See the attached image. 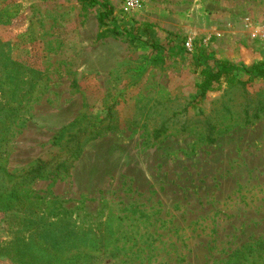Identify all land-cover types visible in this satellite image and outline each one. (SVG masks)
Segmentation results:
<instances>
[{"label": "rangeland", "instance_id": "obj_1", "mask_svg": "<svg viewBox=\"0 0 264 264\" xmlns=\"http://www.w3.org/2000/svg\"><path fill=\"white\" fill-rule=\"evenodd\" d=\"M102 1L119 27L170 32L187 54L154 62L145 42L103 34L82 0H0V59L23 68L0 88L4 169L53 166L20 193L108 229L96 264H264V80L199 100L192 59L264 61V0ZM19 216L0 212V240L26 231Z\"/></svg>", "mask_w": 264, "mask_h": 264}, {"label": "trees", "instance_id": "obj_2", "mask_svg": "<svg viewBox=\"0 0 264 264\" xmlns=\"http://www.w3.org/2000/svg\"><path fill=\"white\" fill-rule=\"evenodd\" d=\"M82 1L100 8L99 22L105 28L103 34L108 31L117 37L126 36L131 42L137 40L145 42L156 55L154 62L163 63L166 56L171 58V56L180 57L187 54L188 49L185 46L179 47L181 40L178 36L162 31L165 37L159 42L154 39L155 33L150 25L131 22L119 27L114 21L113 7L109 2ZM145 37L148 39L144 40ZM192 59L195 65L194 70L199 73L197 82L199 100H203L209 92L219 89L225 83L247 86L257 79L264 80V61L238 66L230 61L210 57L205 50L192 53ZM21 69L23 68L18 62L8 57L0 59V88L3 79L19 83L17 76ZM5 117L6 114L1 112V132L4 130L2 122ZM106 127L108 130L117 129L114 124H108ZM100 132L101 130H94V135L84 143L99 137ZM207 137L209 142L214 141L212 134ZM81 152L82 144L79 141L70 159L73 161L78 159ZM4 161L6 162V159L0 152V212H17L20 215L18 217L21 221L20 225L27 229L14 238L0 240V261L7 260L10 264H96L98 255L105 253L103 251L110 248L112 244L113 237L108 229L103 232L94 231L93 228L84 227L66 217L54 218L49 202L42 204L48 207L45 209L39 202L32 198L27 199L20 193L22 186L42 177L45 172H50L53 166L39 160L32 168L17 174L8 172L6 167L4 169ZM70 167V164L63 162L57 164L54 170L56 174H60L68 172ZM53 203L56 204L55 201Z\"/></svg>", "mask_w": 264, "mask_h": 264}, {"label": "built area", "instance_id": "obj_3", "mask_svg": "<svg viewBox=\"0 0 264 264\" xmlns=\"http://www.w3.org/2000/svg\"><path fill=\"white\" fill-rule=\"evenodd\" d=\"M137 3L138 2V0H132V3ZM187 46L190 48V45L189 44H187Z\"/></svg>", "mask_w": 264, "mask_h": 264}]
</instances>
